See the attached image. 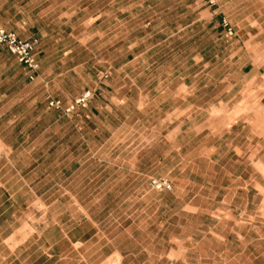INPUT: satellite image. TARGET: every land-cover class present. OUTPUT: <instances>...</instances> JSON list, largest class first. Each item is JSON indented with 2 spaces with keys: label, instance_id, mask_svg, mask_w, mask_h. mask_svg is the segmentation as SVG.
<instances>
[{
  "label": "rangeland",
  "instance_id": "374dc122",
  "mask_svg": "<svg viewBox=\"0 0 264 264\" xmlns=\"http://www.w3.org/2000/svg\"><path fill=\"white\" fill-rule=\"evenodd\" d=\"M209 10L221 17L211 20ZM58 11L67 14L45 17V26H57L67 46L48 49L49 93L41 96L33 81L30 99L26 79L1 111L2 136L16 141L38 214L90 215L124 249H137V242L162 254L176 248L170 257L178 264H264V163L205 159L209 141L196 132L207 113L200 108L179 133L183 113L173 112L218 102L209 115L225 125L239 117L255 128L264 123V0H218L214 7L202 0H66ZM202 55L220 57L210 90L195 77ZM137 58L139 70L126 68ZM251 67L263 72L246 78ZM106 70L110 77L100 79ZM143 70L158 72L162 85L146 73L136 82L143 93L122 87L123 73ZM185 76L195 87L182 86ZM87 89L94 97L84 109L48 107L49 98L67 103ZM249 133L247 126L243 134ZM247 146L242 151H257ZM6 150L0 140V156ZM161 177L172 190L152 187L151 179ZM119 260L115 253L101 264Z\"/></svg>",
  "mask_w": 264,
  "mask_h": 264
},
{
  "label": "crops",
  "instance_id": "0c3cea01",
  "mask_svg": "<svg viewBox=\"0 0 264 264\" xmlns=\"http://www.w3.org/2000/svg\"><path fill=\"white\" fill-rule=\"evenodd\" d=\"M65 1L0 0V26L15 31L23 39H37L36 52L41 64L38 76L31 80L27 67L7 47L0 44V140L7 146V150L0 156V264H101L106 257L115 253L119 254V264H178V258L172 259L170 257L172 252L178 254L176 248L162 254L160 251L157 253L155 250L139 247L141 243L137 242L139 244L137 249H124L123 244H116L115 239L101 233L97 221L90 215L82 218L74 215L66 216L64 212L58 213V211L50 215H39L37 211L39 207L35 205V192L27 183L26 170H23L19 163L21 157L17 154L18 151L15 148L16 141L9 142L2 136V104L11 97L12 88H16L17 84H22L24 80L30 79L32 82L29 87L30 99L33 100L34 98L33 81H36L37 85L40 84L41 96L49 93V84L53 79L50 76L51 73L45 69V64L50 56L48 55V49L65 48L67 44L60 41V32H58L57 26L51 28V30L46 29L47 19L45 17L67 14L58 11L60 5H65ZM71 14L76 15L75 12ZM216 14V10L214 12L209 10L211 20L215 17H221V15L218 17ZM219 58V56L216 58L215 55L201 56L203 68L195 74V77L200 76L199 79L206 81L201 87L203 90L217 87V83L211 81L218 79L216 74L219 69L216 64ZM130 64H138L135 66V69L138 68V70L141 66L139 58L131 63H126V68ZM258 72L263 71H257L254 67H251L244 76L246 78L250 74L251 77L256 76ZM146 73H149L151 83L159 80L158 86L162 85L164 79L161 75L157 77L158 72L143 70L138 75L130 74V72L123 73L124 83L122 87L131 89L136 86L143 93V89L137 86L136 82ZM187 78V76L182 78L184 80L182 86L192 89L195 84L189 86L186 82ZM28 85L26 83V86ZM235 85H233V88ZM164 92L161 93V96L164 95ZM127 99L131 101L130 98L127 97ZM129 104L125 107H130ZM218 104V102H212L205 106L206 108H204V104L203 106H196L195 104H188L185 107L177 106L173 112L176 115L179 112L183 113V117L176 119L179 121L178 132H181L182 127L188 123V120L192 121L195 113L197 114L201 108V112H206L207 115L201 129L196 132V136L202 135L203 141H209L208 146L205 148V154H207L205 159L212 161L213 157H218L219 160H232L235 162L234 164L237 163L238 167L244 161H249L248 164L251 165L256 161L264 163V153H259L260 150L264 149V123L257 127L263 130L259 134L255 130L257 128L245 123L247 122L245 117L235 118L233 122L225 125V123H221V117L209 115L213 107H219ZM15 109L13 108V110ZM247 126H249L250 133L244 135L243 131ZM243 145H248L250 148L255 145L257 151L253 153L242 151ZM259 145L261 146L260 150H258ZM239 177L241 178V176ZM234 188L235 194L241 193L243 186ZM257 194L253 201L256 200ZM36 197L41 199V197H45V194H42L41 197L36 195ZM41 200L44 203L48 201ZM222 201L226 202L227 200ZM52 204L58 205V200H55ZM46 207L48 206L46 205ZM104 237H106V242H103ZM107 250L109 252L106 254ZM164 256L168 259L165 260Z\"/></svg>",
  "mask_w": 264,
  "mask_h": 264
},
{
  "label": "built area",
  "instance_id": "2783aa9c",
  "mask_svg": "<svg viewBox=\"0 0 264 264\" xmlns=\"http://www.w3.org/2000/svg\"><path fill=\"white\" fill-rule=\"evenodd\" d=\"M202 1L209 7L218 5V0ZM223 26L226 28L228 35H234V28L226 17L223 18ZM0 44L7 47L27 67L31 80H34L38 76L41 64L36 52L38 46L37 39H23L15 31H10L0 26ZM110 74L111 72L108 70L101 72L100 79H107L110 77ZM93 97L94 91L87 89L67 103L60 98H49L48 107L50 109L64 110L66 113H72L88 107ZM151 185L157 191H170L173 189L172 181L166 177L152 178Z\"/></svg>",
  "mask_w": 264,
  "mask_h": 264
}]
</instances>
